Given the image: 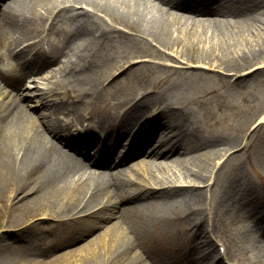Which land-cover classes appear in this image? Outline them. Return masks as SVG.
Instances as JSON below:
<instances>
[{
    "label": "bare ground",
    "instance_id": "6f19581e",
    "mask_svg": "<svg viewBox=\"0 0 264 264\" xmlns=\"http://www.w3.org/2000/svg\"><path fill=\"white\" fill-rule=\"evenodd\" d=\"M4 1L5 9L0 12V46L7 49H12L17 41L26 38L27 30L34 29L32 22L38 20L35 10L40 11L37 8L39 5L45 9L39 15V25L43 28L52 20V29L55 18H64L66 14L74 16L73 21L71 20L73 28L68 31L66 40L75 42L69 45V50L55 47L53 60L58 62V56L63 54L66 61L57 64L56 69L51 68L46 80L57 78L55 95L64 93L71 97L74 93L79 104L57 97L54 104L49 100L41 103L45 113L35 112L19 94L24 78L0 68V204L5 203L7 210L19 205L23 208L26 206L27 211L33 212L27 217L30 230L49 225L41 229L40 234L50 233L54 230V225H72L73 232L54 237L55 246L68 248L61 254L65 264H148L147 257L150 258V254L153 264H166L150 238L152 227L157 236L165 235L163 240L168 243H178V239L185 237L194 244L188 248L193 249L184 250L185 254L176 256L181 261L179 264H219L218 260L211 259V254L217 247L211 240L212 232L222 229L215 224L209 225L194 203L205 197L206 188L212 184L213 167L225 155L223 153L236 147L240 138H228V148H220L218 144V147L211 145L212 147L207 148L202 142L195 144L190 139L188 117H184V113L181 115L180 111L171 110L167 113L165 110L171 106L168 102L161 101L162 91H145L140 99H136V88H129L125 92L120 91L116 101H108L101 108H92L87 113L82 112L80 105L86 97L96 100L103 91L101 86L106 83L110 88L114 84L111 77L116 72L122 71L120 74H125L127 71L126 61H118L110 71L101 68L103 63L97 54L96 59L94 58L95 53L90 49L89 40L101 41L105 36V28L101 29L100 21L94 20V15L101 12L113 20H120L119 25L128 30H137L155 45L154 56L159 55L161 59L168 61L162 62L160 66L163 68L181 69L198 76H207L212 72L216 78L214 81L218 84L223 77L231 75L232 80L236 81L243 75L248 76L264 68V27L257 33L251 28L252 25L257 29L258 23H255L261 19L260 16L235 8V0H214L219 3L217 7L222 12L228 11V16L234 19L232 23H226L227 20L223 18L226 15L214 17V10L208 11L212 13L207 18L208 22L191 20L192 12L186 10L191 9L189 4L181 3L177 9H168V0ZM193 1L198 4L205 0ZM179 11H187L188 14L183 15ZM115 28L113 32L125 33ZM190 28L193 32H201L205 39L210 37L218 40V36H222L227 42L229 54L215 58L213 52L212 56L206 54L195 58L193 55L189 56L186 49L178 50L175 45L180 41L192 45L186 39L183 40ZM252 32L258 37L256 40H251ZM86 34L91 37H86ZM110 34L108 32L106 36ZM234 40H237L234 43L241 40L245 45L241 47L240 44L236 48L231 43ZM226 42L224 41V45ZM36 53L40 56L26 60L25 63L31 71L40 72L52 62L43 52ZM146 60L137 63L143 64ZM248 66L250 68H246ZM112 70H115L114 73ZM241 72L242 75L237 77V73ZM159 103H164V106L156 110ZM59 110L73 113L74 120L79 123L88 120L91 128L105 133V137L112 136L113 132L117 133L119 141L127 134L140 133L135 152L143 155V158L130 164L122 161L120 167H115L118 169L114 170V160L103 156L109 147L102 142L97 151L99 158L90 167L85 166L81 159L69 154L53 139L54 135L62 132L59 121L54 117ZM170 118L176 120L171 122ZM162 127L164 129L160 131ZM64 129L69 130V125ZM217 138L220 142L222 135L217 134ZM213 141L215 142L214 136ZM152 142L154 145L148 148ZM61 143L65 144V139ZM145 155L155 157L156 161L146 159ZM188 157H194V163L198 162L197 170H193L190 161L186 162ZM85 159L92 161L90 156ZM157 171L159 174H156ZM233 175L234 173H227L226 179ZM25 177L27 183L20 185ZM237 194L239 193H225L216 202V205L223 206L221 218H235L232 220L234 227L229 230L231 234L238 230L239 224L235 223L241 222L246 230L248 221H257L254 211L264 213V209L259 210V203L248 200L246 204L242 198L235 201ZM179 198L181 199L178 200ZM146 204L149 206L147 210L153 213L152 219L144 210ZM7 210L1 215H5ZM209 213L212 214L210 211ZM211 220L213 222V217ZM96 230L99 231L91 236ZM23 235L22 232L18 235L10 232V241L5 237L0 238V264L57 263V255L46 259L38 258L45 257V250L38 251L35 257L23 253L22 250L31 244L29 241H22ZM76 241L79 244L74 246ZM254 242L249 246L254 249L263 248L260 244L262 240L256 244ZM241 244L242 248L247 246ZM205 246L208 248L205 249ZM15 249H21V253L11 254ZM206 250L209 251L206 253ZM237 260L240 264L241 259ZM244 264L255 263L250 261Z\"/></svg>",
    "mask_w": 264,
    "mask_h": 264
},
{
    "label": "rangeland",
    "instance_id": "374dc122",
    "mask_svg": "<svg viewBox=\"0 0 264 264\" xmlns=\"http://www.w3.org/2000/svg\"><path fill=\"white\" fill-rule=\"evenodd\" d=\"M234 3L235 7L245 9L243 10L245 13L249 14L254 12L260 16L261 19L255 23H258L257 29H254L251 25L254 32L257 33L264 27V3L262 0H235ZM37 8H40V11L35 10L38 20L32 22L33 25L40 23L39 15L45 12V9L41 8L40 5ZM73 18L74 16L72 14H66L64 18H57L54 27L49 31L51 39L63 49L69 50V45L75 42V40L71 39L66 40L68 39V37H66L68 31L73 28L71 22ZM97 19L100 21L99 27L101 29L105 28L106 33L101 41L89 40L91 43L90 49L95 53L94 58L96 59L97 54L100 62L103 63L101 68L106 71L114 69L118 61H126L125 68H127V71L125 74H120L122 71L116 72L110 79L114 81V84L110 88H108L106 83L101 86L103 91L101 96L98 97L99 100L98 98L95 100V98L91 99L90 97H86L82 102L83 104L80 105L81 110L92 108L99 109L109 102L116 101L119 93L121 94L120 91L125 92L129 88H136L135 91L138 92L136 99H140L145 91H162L161 101L165 103L168 102L171 106L165 111L167 113H170L171 110L180 111L181 115L184 113L183 116L188 117L191 128L190 139L195 144L202 142L207 145V148L212 147L211 145L216 146L217 144L220 145V148H228V145H226L228 138L231 136L240 138V142L235 145L236 147L227 153H223L225 157L223 156L217 161V164L212 170V184H210L208 189L206 188L205 197L194 204L195 208L199 209V214L206 217L209 225L215 224L218 228L222 229V231L220 230L221 232H212L211 241L215 243L217 247L216 251L212 252L211 259L218 258L217 248L223 247L222 244L226 238L225 243L228 245L224 247V249L227 248V252H225L224 256L226 259L225 261H229L230 259L233 262L232 264H239L237 259H241L240 264L250 261H253L255 264H264V248L255 247L254 249V247L249 246L251 245L250 243L254 241L256 244V239L258 240L260 236L253 234L256 238L253 237L250 233L246 232L241 222H237L236 224H239V230L229 237H226L223 233V229L228 225H232V223H234L232 220L235 218L231 220H227L226 217L221 218L220 212H222L223 206L221 204L216 205V202H219L225 193L230 195L239 193L235 196V201L243 198L245 201L258 202L264 207V68L259 71L256 70L248 76L243 75L236 81L232 80L233 78H231V75L223 77V80L219 81L217 84L214 81L216 78L213 77L212 72L207 76H198L194 72L181 69L170 70L163 68L160 66L162 62L168 63V61L161 59L159 55L154 56L155 45L147 41L148 39L137 30L132 32L119 25V22H121L120 20H113L101 12L94 15L95 22ZM230 22H232V19H229V23ZM114 27L125 33L113 32ZM27 31L29 33L33 31L30 35L37 32L36 29ZM108 32H111V34L106 36ZM186 32L188 34L183 40L186 39L192 45H189L186 41H180L179 43L177 41L178 44L175 46L178 50L186 49L189 56L193 55L195 58L206 54L212 56L211 53L214 52L215 58H221L222 55L229 54L227 42L222 36H218V40L210 37H206L205 39V37H203L205 35H201L199 31L193 32L191 28ZM248 33L251 32H247V34ZM254 34L255 33L252 32L253 36L251 40H256V38H258L255 37ZM87 36L91 37L89 34H86V37ZM170 40H172V38ZM224 41L226 45H224ZM235 41L237 40L231 43L236 48H238L240 44L241 47L245 45L242 44L241 40L234 43ZM211 42H213L214 45H212ZM216 42H219L218 45H215ZM245 42H247V40H245ZM64 56L63 54L61 55V62L66 61ZM140 60H146V62L143 64L137 63ZM56 65L57 64H54L51 67ZM246 68H250V66ZM114 71L115 70H112L111 72L114 73ZM224 72L226 73L227 71L224 70ZM240 75H242V72L237 73V77ZM71 99L74 100V93H72ZM159 106L163 108L164 103L157 104V107ZM170 119L171 122L176 120L173 118ZM218 122L221 124V127L217 124ZM218 133L222 135V139H220V142L218 139H215L214 142L213 136H217ZM201 152H203V150H201ZM186 161H195V158L188 157ZM197 164V161L193 165L190 164L193 166V170H197ZM227 173L230 175L234 173V175L230 176V179H226ZM26 183L27 179L25 177L23 181L20 182V185ZM227 183L233 184L229 186ZM180 199L181 198L178 200ZM262 207H259L260 211H262ZM25 208L26 206L23 208L19 205L15 209L10 208L7 210L5 203L4 205L0 204V238L5 237L6 240L10 241L8 237L10 232H14L17 235L19 232H22L24 234L22 241L31 242L30 246L23 249L22 252L30 257H35L38 251H43V249L37 247L40 240L39 235H41L38 234V231L41 227L30 230V226L28 225L30 221L27 220V217L33 212H29ZM6 210L7 213L1 215ZM209 211L212 212L213 216ZM147 212L152 219L153 213L148 210ZM254 213L258 214L259 212L256 210ZM227 215L228 213L226 216ZM259 216H264V213ZM212 217L213 222L211 220ZM252 223L253 222L249 224ZM42 227L47 226L43 225ZM25 229L27 230L25 231ZM69 231L73 232V226L70 224L55 225L51 233L57 236L58 234L66 235ZM97 231L99 230H96L91 236L97 233ZM164 237L166 236H157L155 229L153 227L151 228L150 238L154 243V247L157 249L158 255L166 264L181 263L176 256L185 254L186 252L184 250L189 251L193 249H188L191 245H194L188 238H180L177 240L178 243H168L163 240ZM53 239L50 233H45L41 243L50 245ZM74 243H76L74 245L76 246L79 244V241ZM241 243L247 244V246L242 248ZM164 244L167 246L164 247ZM207 248L208 246H205V249ZM66 249H68L66 246H55L54 249H51L49 255L46 254L45 257L38 258L46 259L57 255L59 260L57 263L54 261V264H65L64 257L61 256V254ZM208 251L209 250H206V253ZM10 253L13 255L16 253L20 254L21 249H15ZM152 258V254H150V258L147 257L148 264H153Z\"/></svg>",
    "mask_w": 264,
    "mask_h": 264
}]
</instances>
